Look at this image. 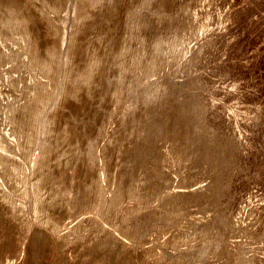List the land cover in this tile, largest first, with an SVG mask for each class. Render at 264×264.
Here are the masks:
<instances>
[{"label":"rangeland","instance_id":"obj_1","mask_svg":"<svg viewBox=\"0 0 264 264\" xmlns=\"http://www.w3.org/2000/svg\"><path fill=\"white\" fill-rule=\"evenodd\" d=\"M0 141V264H264V0H0Z\"/></svg>","mask_w":264,"mask_h":264},{"label":"bare ground","instance_id":"obj_2","mask_svg":"<svg viewBox=\"0 0 264 264\" xmlns=\"http://www.w3.org/2000/svg\"><path fill=\"white\" fill-rule=\"evenodd\" d=\"M8 8V7H7ZM179 14V13H178ZM20 15V14H19ZM158 16V15H157ZM19 19V18H18ZM54 20V19H53ZM136 23V22H135ZM15 24V23H14ZM177 24V23H176ZM18 25V24H17ZM159 25V24H158ZM140 29V28H139ZM157 29V28H156ZM157 33V32H156ZM155 36V35H154ZM184 39V38H183ZM181 42V41H180ZM182 54V53H181ZM104 57V56H103ZM91 59V58H90ZM183 59V58H182ZM181 61V60H180ZM169 63V62H168ZM106 65H107V63H106ZM187 72V71H186ZM194 72V71H193ZM166 73V72H165ZM105 74V73H104ZM180 74V73H179ZM165 75V74H164ZM83 76V75H82ZM76 78V77H75ZM177 79V78H176ZM102 80V79H101ZM176 81V80H175ZM183 81V80H182ZM44 94V93H43ZM107 95V94H106ZM51 96H53V95H51ZM47 104V103H46ZM76 107V106H75ZM72 108V107H71ZM73 109V108H72ZM24 118V117H23ZM193 123V122H192ZM1 142V141H0ZM1 144H2V142H1ZM26 145V144H25ZM2 147H3V145H1ZM6 149V148H5ZM5 151V150H4ZM8 151V150H7ZM21 164V163H20ZM11 167V166H10ZM12 168H14V167H12ZM22 170V169H21ZM101 187V186H100ZM16 190V189H15ZM37 192V191H36ZM100 192V191H99ZM27 194V193H26ZM28 199V198H27ZM111 209V208H110ZM105 210V209H104ZM101 211V210H100ZM34 216V215H33ZM88 224V223H87ZM85 234V233H84ZM100 264V263H99Z\"/></svg>","mask_w":264,"mask_h":264}]
</instances>
